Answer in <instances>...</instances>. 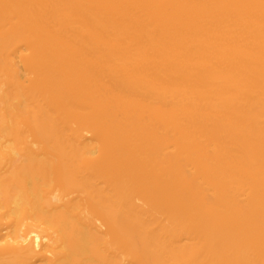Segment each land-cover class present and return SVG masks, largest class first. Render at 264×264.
<instances>
[{
    "label": "bare ground",
    "instance_id": "1",
    "mask_svg": "<svg viewBox=\"0 0 264 264\" xmlns=\"http://www.w3.org/2000/svg\"><path fill=\"white\" fill-rule=\"evenodd\" d=\"M0 264H264V0H0Z\"/></svg>",
    "mask_w": 264,
    "mask_h": 264
}]
</instances>
